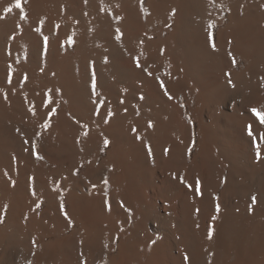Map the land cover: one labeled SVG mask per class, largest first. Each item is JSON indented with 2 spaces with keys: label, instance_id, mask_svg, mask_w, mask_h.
I'll list each match as a JSON object with an SVG mask.
<instances>
[{
  "label": "bare ground",
  "instance_id": "6f19581e",
  "mask_svg": "<svg viewBox=\"0 0 264 264\" xmlns=\"http://www.w3.org/2000/svg\"><path fill=\"white\" fill-rule=\"evenodd\" d=\"M20 2L0 264H264V0Z\"/></svg>",
  "mask_w": 264,
  "mask_h": 264
},
{
  "label": "snow or ice",
  "instance_id": "6c2138e0",
  "mask_svg": "<svg viewBox=\"0 0 264 264\" xmlns=\"http://www.w3.org/2000/svg\"><path fill=\"white\" fill-rule=\"evenodd\" d=\"M26 2V0H25ZM14 7L20 9V18L23 20V19H26V13L24 12V9L21 7V2L20 0H15V4H14ZM5 12H11L12 11V8L11 7H8V8H5L4 9ZM41 23H43V21H41ZM209 27H212V25H209ZM35 31H37L38 33L40 32V28H36ZM120 36L119 34L117 35V39H119ZM210 40H211V34H210ZM45 40V44L47 43V37L44 38ZM212 48L213 50H215V44L212 43ZM232 54L229 53V56H231ZM233 64H235V59L233 58ZM137 66H139V63H137ZM229 83L231 84V81L229 80ZM163 87V85H162ZM250 111L252 112V114L256 117V119L259 121L260 125L261 126H264V111H261V110H258L257 108H252L250 109ZM151 123H149V127H151ZM135 131V129H134ZM248 135L250 137H252V140H253V143L256 147V156H257V159H260L261 157V152H260V144H264V132H261L260 133V140H259V143H257V138L256 136L254 135V132H253V125L252 124H249L248 125ZM108 144V141L105 140V145ZM39 158V157H38ZM197 185L199 186V182H197ZM197 191H199V187H197ZM252 203L255 204L256 203V197L253 196L252 197ZM37 207H39V205H37ZM217 210H219V205H217Z\"/></svg>",
  "mask_w": 264,
  "mask_h": 264
}]
</instances>
